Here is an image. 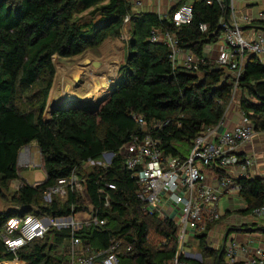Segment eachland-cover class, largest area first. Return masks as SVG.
<instances>
[{
  "label": "trees",
  "instance_id": "trees-1",
  "mask_svg": "<svg viewBox=\"0 0 264 264\" xmlns=\"http://www.w3.org/2000/svg\"><path fill=\"white\" fill-rule=\"evenodd\" d=\"M85 12L91 17L87 22L78 18ZM192 12V22L176 28L171 13L164 17L153 12L134 13L127 0H0V198L11 182L19 180L18 155L32 142L45 174L41 183H24L14 192L13 209L0 211V228L11 217L61 218L85 210L79 195L71 190L64 199L43 200L44 191L58 179L75 174L82 179L99 220L106 219L103 226L90 224L75 231L84 245L103 252L110 241H119L118 264H161L174 257L177 240L173 223L142 212L136 197L138 186L118 151L133 136L149 133L160 141L164 156L183 157L179 147L190 146L196 135L223 119L236 82L232 76L208 65L197 72L173 68L165 48L148 41L151 28L160 27L175 32L182 49L202 58L204 46L218 42L220 21L228 7L217 1L208 5L193 0ZM126 16L130 18V40L111 96L95 113L78 103L45 118L55 77L53 57L71 58L98 48L119 35ZM202 24L207 26L204 33L199 29ZM237 87L241 92L239 110L254 130H261L264 65L256 57L246 59ZM133 116L144 119L142 128ZM104 153L114 155L107 170L82 167ZM237 182L241 185L238 196L245 204L243 212L252 215L264 204V179L241 177ZM104 183L115 186L109 191V208L103 206L98 192ZM151 227L162 237L161 248L148 243ZM206 234L197 236L203 260H180L205 264L207 258H213L223 264L224 251L208 248ZM69 235V230L49 228L42 239L28 243L15 256L0 240V264L15 258L25 264H63L66 256L61 249ZM102 258L97 257L93 264H101Z\"/></svg>",
  "mask_w": 264,
  "mask_h": 264
},
{
  "label": "built area",
  "instance_id": "built-area-1",
  "mask_svg": "<svg viewBox=\"0 0 264 264\" xmlns=\"http://www.w3.org/2000/svg\"><path fill=\"white\" fill-rule=\"evenodd\" d=\"M145 1L127 0L134 13L142 11ZM165 1L173 6L169 13L174 27L178 28L192 22L193 0ZM203 1L211 5L216 0ZM259 17L264 21V10ZM129 20V16H126L122 27L126 26ZM245 20L248 21L246 18ZM220 24L222 45L211 58L205 56L197 58L192 52L182 49L175 32L160 27L151 28L148 41L165 48L167 59L173 68L182 67L189 72H197L201 66L206 65L219 68L232 76L236 81L234 85L236 89L242 68L249 56L256 57L264 65V32L255 31L251 36H246L235 19L233 21L221 19ZM199 29L204 33L207 31V26L202 24ZM209 51L207 55L211 54ZM133 120L140 128L145 124L140 116H133ZM223 126L221 120L217 125L210 126L196 135L187 157L164 156L159 148L160 141L149 133L133 136L118 151L124 160L126 170L132 174L138 186L136 197L141 202L142 212L155 214L163 220L171 221L174 225L177 240L175 255L161 264H190L180 260L181 257L194 259L196 262L199 260L197 256L184 251L188 236L197 237L207 233L208 228L221 218L219 209L221 199L240 192L241 185L237 179L231 177L230 172L237 169L241 177H247V169L253 166V158L240 161L238 152L256 134H264V127L259 131L254 130L242 113L238 126L220 132ZM113 156L111 153H104L100 159L87 160L82 167L84 169L100 167L102 170H107ZM17 166L18 168L42 167L41 156L40 164H36L32 155L29 153L26 155L21 150ZM81 180L75 174L70 178L58 179L53 186L44 191L43 200L49 203L54 197L64 199L67 190H71L79 195L85 204V210L61 218L34 215L9 218L0 228V240L6 251L15 256L16 252L28 243L42 239L49 228L66 229L70 231V235L65 245L63 244L66 256V262L63 264H93L100 256H103L101 264H118L119 241L112 240L108 249L96 252L75 236V231L83 226L106 224V219L99 220ZM14 182L20 183L15 186V192H18L24 186V182L19 180ZM37 184L39 183L33 186ZM110 190H115V186L109 183H104L98 190L105 208L110 207ZM252 216L264 223V204L253 210ZM238 252L246 253L247 249L235 243L224 247V256L228 262L232 261ZM13 261L22 262L17 258ZM248 263L264 264V244L251 252Z\"/></svg>",
  "mask_w": 264,
  "mask_h": 264
},
{
  "label": "crops",
  "instance_id": "crops-1",
  "mask_svg": "<svg viewBox=\"0 0 264 264\" xmlns=\"http://www.w3.org/2000/svg\"><path fill=\"white\" fill-rule=\"evenodd\" d=\"M216 1L219 4H224L228 7V14L222 19L224 21L237 20L241 25L244 35L251 36L255 31L264 32V21L259 17L260 13L264 10V0ZM231 6L233 7L232 9ZM172 8L173 6L165 0H146L142 11L148 13L153 12L164 17L168 15ZM245 18L248 19V21H246ZM221 45L222 41L218 40L215 45L210 44L204 46L203 55L206 58H211ZM208 51L211 52V54L207 55ZM228 109H226L222 119L224 126L220 129V132L231 130L233 127L240 124L241 111L239 110V107L235 110ZM30 144L36 146L34 142ZM238 157L240 161L248 158L254 159L253 166L247 169V177H260L264 179V134H256L249 143L242 146L239 149ZM230 175L235 179L241 177L240 171L237 169L232 170ZM227 196L230 197L229 203L224 210V214L221 215L220 220L213 224L207 231L205 244L211 250L220 252L222 251L224 242V247L230 243H235L239 247H245L247 252H238L230 262H228L225 259V256L222 255L223 264H249L248 259L251 252L264 244V223L252 215L243 212L245 204L241 198H239L238 194L234 193ZM184 251L188 252L190 255L197 256L199 258L197 262H200V258L201 261L203 260L199 249V240L195 236H188L184 245ZM189 260L194 261V259ZM205 264H219V262H214L213 258H207Z\"/></svg>",
  "mask_w": 264,
  "mask_h": 264
},
{
  "label": "rangeland",
  "instance_id": "rangeland-1",
  "mask_svg": "<svg viewBox=\"0 0 264 264\" xmlns=\"http://www.w3.org/2000/svg\"><path fill=\"white\" fill-rule=\"evenodd\" d=\"M78 18H80L83 22H87L91 19V17L87 15V12L81 14ZM129 40L130 28L127 24L121 28L117 37L108 38L101 44V46L94 50H86L82 54L71 58L62 59L54 56L53 64L55 68V77L48 98L49 103H51L52 97H54L53 99H57L60 97L62 92L77 99L75 100L72 98V101L68 103L70 106L83 103L81 105L84 107L87 106L89 108L93 106L100 98L107 97L113 84H115L118 79V71L120 67L124 64L125 55L127 52L126 45ZM219 40H221V37ZM87 61L89 63H87ZM93 62L99 63L100 66L98 68H94L91 65ZM61 70H67L64 78L61 77ZM59 82L62 86L58 85ZM56 86L59 87L56 89ZM95 94L96 96H94ZM240 98V90L238 88L234 89L227 109H238ZM44 116L45 118H50V115L46 111ZM179 149L183 157L188 156L190 152V146H181ZM22 150L26 155L28 153L32 155L36 164H40L39 151L34 144H29L28 146L22 148ZM19 177V182L22 181L29 185H34L35 183H41L45 179V174L43 167L19 168ZM17 184L20 183L11 182L8 190L2 191L4 196L0 198V211L13 209L14 204L11 202V197L15 192V186H17ZM229 197L230 196H225L220 201L219 209L221 215L224 214V210L229 203ZM81 219L82 217H80V220ZM160 219L163 220L162 218ZM161 238L162 237L159 236L151 227L148 236V243L154 249L161 248ZM61 252L64 254L63 246ZM23 263L25 264V262Z\"/></svg>",
  "mask_w": 264,
  "mask_h": 264
},
{
  "label": "water",
  "instance_id": "water-1",
  "mask_svg": "<svg viewBox=\"0 0 264 264\" xmlns=\"http://www.w3.org/2000/svg\"><path fill=\"white\" fill-rule=\"evenodd\" d=\"M249 57H252V56H249ZM87 63H89V62L87 61ZM91 65L94 68H98L100 66V64L97 63V62H93V63H91ZM216 69H219V68H216ZM115 85H116V83L113 84V86L110 89L109 94H108L107 97H102L93 106H91L89 108L86 106L83 109L86 110V111H88L89 113H95L98 110V108L101 105V103L103 101H105V99H107L108 97L111 96L112 90L114 89ZM68 103H70V101L49 104V101H48L47 102V105H46L45 111L51 116L54 112L61 111L62 109H64L68 105ZM224 245H225V242H224V244L222 246V252L224 251Z\"/></svg>",
  "mask_w": 264,
  "mask_h": 264
},
{
  "label": "bare ground",
  "instance_id": "bare-ground-1",
  "mask_svg": "<svg viewBox=\"0 0 264 264\" xmlns=\"http://www.w3.org/2000/svg\"><path fill=\"white\" fill-rule=\"evenodd\" d=\"M61 72H62V75H61V77L62 78H64L65 77V74L67 73V70H61ZM60 77V78H61ZM61 83L59 82L58 83V85L59 86H62V85H60ZM59 86H56V89H57V87H59ZM55 89V90H56ZM61 89V88H60ZM64 90V89H63ZM68 90V89H67ZM62 91V90H61ZM94 97V96H93ZM54 98V97H53ZM72 98L73 99H75L73 96H69V95H67V94H65L64 92H62V94L60 95V97L59 98H57V99H52V101H51V103H60V102H65V101H72ZM75 100H77V99H75ZM82 100V99H81ZM51 103H49V104H51ZM65 244V243H64ZM1 264H24L23 262H14V261H12V262H5V263H1Z\"/></svg>",
  "mask_w": 264,
  "mask_h": 264
}]
</instances>
